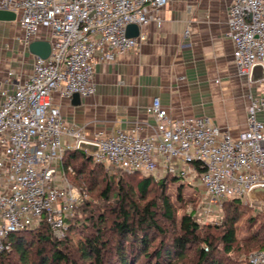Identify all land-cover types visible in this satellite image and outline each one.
<instances>
[{
	"label": "built area",
	"instance_id": "obj_1",
	"mask_svg": "<svg viewBox=\"0 0 264 264\" xmlns=\"http://www.w3.org/2000/svg\"><path fill=\"white\" fill-rule=\"evenodd\" d=\"M167 3L0 0V9L19 14L26 43L40 27L51 31L48 57L35 56L25 80L13 91L0 90V251L9 248L10 233L41 220L56 237L67 233L66 217L79 204L81 192L69 182L62 159L67 149L82 150L81 143L95 146L92 152L82 151L97 163L161 177L197 174L213 203L241 198L264 209V203L249 197L252 187L264 186V85L250 97L246 128L236 135L206 116L173 118L156 96L147 110L155 120L152 134H143V126L137 124L88 138L67 125L52 103L56 91L64 97L92 94L97 54L100 60L111 61L135 49L142 37L127 36V26L160 23L158 11ZM227 27L236 71L249 78L254 65L264 68V0H231ZM64 136L71 141L64 143ZM248 263L264 264V249L251 252Z\"/></svg>",
	"mask_w": 264,
	"mask_h": 264
},
{
	"label": "crops",
	"instance_id": "obj_2",
	"mask_svg": "<svg viewBox=\"0 0 264 264\" xmlns=\"http://www.w3.org/2000/svg\"><path fill=\"white\" fill-rule=\"evenodd\" d=\"M230 3L168 0L158 11L160 23L151 20L138 28L142 39L135 49L111 61L97 54L92 94L64 97L56 91L52 103L67 125L88 138L137 124L143 134H152L155 120L147 110L156 96L173 118L206 116L238 134L246 128L250 97L260 93L264 81L250 82L236 71L227 35ZM50 40V29L40 27L26 43L18 13L14 20H0V90L13 91L25 80L36 56L32 44Z\"/></svg>",
	"mask_w": 264,
	"mask_h": 264
},
{
	"label": "trees",
	"instance_id": "obj_3",
	"mask_svg": "<svg viewBox=\"0 0 264 264\" xmlns=\"http://www.w3.org/2000/svg\"><path fill=\"white\" fill-rule=\"evenodd\" d=\"M91 163L96 166L99 164L90 154L80 149L65 150L62 159L67 178L69 174H75L80 179L84 177L96 180L100 172L96 171V166H91ZM194 166L197 168V163ZM129 173L142 174L137 171ZM168 177L172 181L181 180L176 175L163 176L159 179L147 175L140 176L133 186L124 182L122 178L115 186L110 180L106 181L100 195L106 202H110L111 196H114L113 207L92 213L93 208L86 202L84 206L88 208L89 213L81 221H74L76 228L83 231L80 239L82 250L74 245L72 251L71 247H68L69 243L67 244V233L61 238L56 237L50 226L41 220L34 227L8 235L9 248L0 251V264H137L140 257L142 261H147V264L151 262L176 264L178 259L185 256L188 249L198 244L202 246L198 249L195 262L191 264H226L216 252L213 235H210L207 227H202L198 223L193 210L184 213L176 222L170 198L165 193ZM153 184L160 190L163 216L170 220L171 229H164L157 223L158 203L152 198L147 199ZM241 201V198L226 200L236 211ZM108 210L113 214L110 225H107ZM71 217V214L68 215L66 221L69 222ZM236 220L237 214L234 213L222 223L219 241L224 254H229L233 250ZM253 238L261 242L264 236L261 239L259 232H256ZM153 239H158V243L151 251L149 246ZM39 243L44 244V247H40ZM259 249H264V243L259 245L257 250Z\"/></svg>",
	"mask_w": 264,
	"mask_h": 264
},
{
	"label": "rangeland",
	"instance_id": "obj_4",
	"mask_svg": "<svg viewBox=\"0 0 264 264\" xmlns=\"http://www.w3.org/2000/svg\"><path fill=\"white\" fill-rule=\"evenodd\" d=\"M91 166H96V164L91 163ZM185 168L194 171L192 164H186ZM96 171L100 172V175L96 180L84 177L80 179L75 176V174H69L68 176L69 182L81 192L79 204L73 208L71 213L72 217L69 219V222H67L69 226L67 231V244L69 243L68 247H71L72 251H74V245L81 249L80 239L83 235V231L80 228H76L77 225H74V221H81L84 216L89 213L88 208L85 207L84 204L88 202L90 208H93L92 211L94 212L92 213H98L102 210L113 207L114 196H111L110 202H106V200L100 195L106 181L110 180L115 186L116 182L122 178L124 182L133 186L137 183L140 176L152 175L143 173L133 174L104 163L97 164ZM152 177L159 179L161 178V175L155 173ZM180 179L181 180L179 181H172L171 178H169L165 190V193L170 198L171 208L176 222H178L184 213H189L193 210L194 218L202 227H207L206 229L210 235H213L216 252L226 264H248V255L251 252L256 251L261 243H264V239H262V236H264V209L261 208L260 205L251 203L247 199H242L240 205L237 207V211L236 209H233L234 206L229 205L226 201L220 204H215L211 201L210 197L206 195L197 174L192 173L186 178ZM150 198L158 203L156 216L157 223L162 225L164 229H171L170 220H167L163 216L160 203V190L155 184H153L148 192L147 199ZM234 213L235 215L237 214V220L235 223L236 240L233 244V250L231 253L224 254L221 250L222 244L219 241L220 232L223 228L222 223L225 219L234 215ZM106 217L109 220L107 225H110V221L113 219V214L110 213L109 210L106 212ZM256 232H259V238L262 239L261 242H258L253 238V235ZM157 243L158 239H153L149 246V250L152 251ZM39 245L40 247H44V244L42 245V243H39ZM204 245L205 244H203V246ZM200 246H202V244L192 246L186 251V254L182 259L177 260L176 264H191L195 262L196 254ZM67 249H64V251H67ZM77 255L75 256L78 257ZM141 259L142 257L139 258L137 264L141 263ZM147 263L148 262L144 260L141 264Z\"/></svg>",
	"mask_w": 264,
	"mask_h": 264
},
{
	"label": "water",
	"instance_id": "obj_5",
	"mask_svg": "<svg viewBox=\"0 0 264 264\" xmlns=\"http://www.w3.org/2000/svg\"><path fill=\"white\" fill-rule=\"evenodd\" d=\"M16 17V13L11 10L0 9V20H14ZM127 36H138L139 29L138 26L134 24H129L126 28ZM34 53L36 56L41 58L48 57L51 46L50 43L46 41H36L32 44ZM264 80V68L260 64H256L253 66L251 73L249 75L250 82H259ZM75 96H79L78 94H74ZM80 148L87 152H92L95 149L94 145L88 143H81ZM249 197L252 201L257 203H264V186L257 185L250 189Z\"/></svg>",
	"mask_w": 264,
	"mask_h": 264
}]
</instances>
